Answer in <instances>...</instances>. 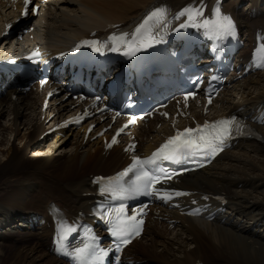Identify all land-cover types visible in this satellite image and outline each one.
<instances>
[{
    "label": "bare ground",
    "instance_id": "6f19581e",
    "mask_svg": "<svg viewBox=\"0 0 264 264\" xmlns=\"http://www.w3.org/2000/svg\"><path fill=\"white\" fill-rule=\"evenodd\" d=\"M48 1L51 4L56 2ZM188 1L192 0H60V5L42 7L41 15L33 20L34 32L21 42L14 38L11 43H2L0 58L30 46V36L38 44L43 46L47 43V49H53L56 41L69 44L87 32L106 28L111 23L131 25L137 18L146 15V10L152 6L162 4L171 8V4L165 2L181 6ZM17 15L18 12L13 13L6 2L0 0V30L4 22ZM246 26L251 29L248 24ZM61 37H64L63 41ZM248 79V83L241 86V105L233 107L229 103L226 109L242 108L240 114L248 115L255 109L258 100L264 101V75L256 74ZM254 94L253 99L250 98ZM226 95L230 97L231 93ZM12 96L8 95L0 101V136L9 135L13 140L11 145L8 143L0 151V222L5 219L6 210L11 215L46 214L51 205L62 209L66 217L76 215L86 209L92 200L88 196L95 192L92 177L110 175L123 169L129 158L121 148L106 150L99 140L84 141L83 134L79 135V132H73L64 139L55 135L44 137L58 121L77 110H70L77 103L65 99L64 95L51 99L46 113L40 112L43 92L14 95V101ZM194 117L199 118L200 113ZM109 123L107 121L100 126ZM157 123H160V129H156ZM169 128L170 120H158L141 124L131 135L139 148H145L163 139L170 133ZM223 157L227 158L225 164L216 166L207 175L191 179L187 185L202 194L214 192L205 185H211L210 182L217 179V184L219 181L227 184L235 181L251 183L250 189L236 193L239 201L233 204V208L244 215L253 211L254 216L263 220L264 226V192L255 191L264 182V144L241 147ZM159 217L162 216L158 215L156 220L149 217L144 236L130 250L131 255H137V260L145 264H196L214 256L221 257L218 259L225 264H264V242L235 233L232 228L236 222L225 228L188 220L185 228L170 230L158 220ZM235 229L246 230L245 225ZM50 233L51 228L47 227L34 234L17 235L19 238L2 233L0 264H64L49 252L47 242Z\"/></svg>",
    "mask_w": 264,
    "mask_h": 264
},
{
    "label": "snow or ice",
    "instance_id": "6c2138e0",
    "mask_svg": "<svg viewBox=\"0 0 264 264\" xmlns=\"http://www.w3.org/2000/svg\"><path fill=\"white\" fill-rule=\"evenodd\" d=\"M28 3L29 0H25V5ZM167 11L166 8H156L151 11L144 21L137 26L131 34L130 39L128 34L124 33L120 36L114 35L109 37L110 44L108 45L99 41H83L82 45L91 47L94 52L100 54H103V49L106 46L113 52H119L123 48L125 56H134L139 51L146 50L154 44L163 42V37L159 36L158 33L159 29L167 25ZM184 14H187L188 22L187 24H181V29L189 25L202 28L206 36L218 40L228 37L234 38L236 35L235 24L232 18L222 14L218 8L214 10L213 18H203L202 10L192 6L185 8L181 12V15ZM82 45H78L77 47ZM73 51H76V49L74 48ZM256 52L261 54L256 66H264V43L258 46ZM255 60L256 56L254 54ZM213 79H216V77H213ZM189 95L193 94L189 93L186 95L185 100L188 99ZM235 134H243L242 126L235 116L212 122L205 121L203 125L198 124L195 128L189 127L184 128L182 131H177L175 135L170 136L149 157L141 159L134 156L132 164L115 177L96 178L94 183L101 184V194H109L113 200L118 201V206L108 209L106 220L107 231L113 238L115 251L119 252L122 246L130 244L131 240L140 234L143 224V221L138 220L136 215H127L125 200L133 195L142 194L150 196L157 194L155 185L175 175V172H172L170 175L162 167L164 162L178 164L189 157L197 155H201L205 159L214 158L219 152L223 151L228 141ZM112 143H116L115 137H113ZM108 146L110 147L111 145ZM129 173H132L134 176V179L130 183L124 179ZM174 194L177 196L185 195V193L181 192ZM163 195L165 199H170L172 194L164 193ZM142 211L143 209L140 210V212ZM59 230L62 233L59 236L60 241L67 238L64 234L65 232L70 233L75 231L71 226L65 228L63 225H61ZM57 251H60V248ZM111 251V247L108 249L101 248L99 246V237L90 231L81 246L66 249L64 255L69 256L73 264H103L105 257H108ZM117 264H119L118 258Z\"/></svg>",
    "mask_w": 264,
    "mask_h": 264
},
{
    "label": "rangeland",
    "instance_id": "374dc122",
    "mask_svg": "<svg viewBox=\"0 0 264 264\" xmlns=\"http://www.w3.org/2000/svg\"><path fill=\"white\" fill-rule=\"evenodd\" d=\"M7 135H1L0 136V141L2 140V143H0V151H2L3 149V146H8V145H11L10 143H13V140L10 139L9 135L6 137ZM7 139V140H6ZM6 140V141H5ZM10 140V141H9ZM5 141V142H4ZM9 143V144H8ZM6 144V145H5ZM8 144V145H7ZM16 146H18V144L16 143ZM30 156V155H28ZM6 252V251H5ZM12 252V251H10ZM8 253V252H7Z\"/></svg>",
    "mask_w": 264,
    "mask_h": 264
}]
</instances>
